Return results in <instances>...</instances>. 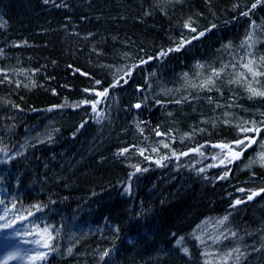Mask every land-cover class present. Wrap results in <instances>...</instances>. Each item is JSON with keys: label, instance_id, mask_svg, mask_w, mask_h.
<instances>
[{"label": "trees", "instance_id": "1", "mask_svg": "<svg viewBox=\"0 0 264 264\" xmlns=\"http://www.w3.org/2000/svg\"><path fill=\"white\" fill-rule=\"evenodd\" d=\"M261 57L264 0H0V219L26 259L264 264Z\"/></svg>", "mask_w": 264, "mask_h": 264}, {"label": "snow or ice", "instance_id": "2", "mask_svg": "<svg viewBox=\"0 0 264 264\" xmlns=\"http://www.w3.org/2000/svg\"><path fill=\"white\" fill-rule=\"evenodd\" d=\"M45 2H47V0H45ZM258 2H259V0H258ZM252 7H253V8L256 7V4H253ZM244 15H247V13H244ZM186 26H187V25H186ZM212 27H215V25H213ZM210 30H211V29H209V31H210ZM192 31L195 32L196 29L193 28ZM202 35H204V33H203V32H200V33L197 34V37H195V38H199V36H202ZM252 40H253L252 35L249 34L248 39H247L246 41H244V43H245V44H248V47L251 48V47H252V43H250V42H252ZM189 42H190V41H189ZM181 46H182V45H181ZM175 50L178 51L179 49L177 48V49H175ZM169 51H171V50H169ZM166 54H167V52H162L160 55H166ZM260 60H261V63H264V57H261ZM255 64H256V61L250 59V60H248V62H247L246 64H244L243 66L247 69L248 73H250L251 76H252L253 78H255L256 76L264 75V73L258 71L255 67H253V65H255ZM126 75H129V76H130V75H131V71H129L128 73H126ZM214 75L218 76L219 73H218V72H214ZM245 78H246V77H245ZM121 79H123V77H121ZM119 82H120V81L117 80L112 86H113V87L117 86V85L119 84ZM125 82H126V81H125ZM211 82H212L211 79H209V80L206 81L205 83H209V84H210ZM97 83H99V82H97ZM249 91H250V93H251L253 96H264V92L257 91L256 89L251 88V86H249ZM96 95H97V96H105V95H107V91H104V92H97ZM82 103H84V102H82ZM96 103H99V101H97ZM136 107L139 108L140 105L137 104ZM92 108H93V111H95V110H96V104H92ZM245 130L248 131L249 129H245ZM158 134H159V133H158ZM252 142L254 143L255 141L253 140ZM239 143H244V141L241 140V141H239ZM260 146H261L262 148H264V142H262ZM165 147H167V145H165ZM218 147L225 148V147H227V146H225V145H218ZM246 147H247V145H246ZM241 151H243V149H241ZM121 154H122V153H121ZM141 155H143V152H142V151H141ZM236 155L238 156L239 153H236ZM260 159H261V161H264V154H261V158H260ZM221 162H223V161H221ZM229 162H230V161H229ZM136 171H140V169L137 167V168H136ZM225 175H227V173H225ZM222 178H223V177H222ZM258 194H259V193L253 192V193H251L247 198H248L249 200H251V199L253 198V196L258 195ZM0 203H2V202H0ZM240 203H241L240 200H237V201H236V204H240ZM37 210H38V208H37ZM29 215H31V212H29ZM3 218H4V219H7V215H5V217H3ZM227 219H228L227 217H224V220H227ZM221 223H223V221H221ZM5 227H11V222H9L8 224H6ZM45 232H47V229H45ZM233 235H235V234L233 233ZM44 246H45V247H48L47 244H45ZM184 251L187 252V249H184ZM236 251L239 252V249H236ZM69 252H71V249H69ZM107 255H108V252L105 251V252L102 254V256H101V259H103V257H104V256H107ZM230 255H231V254L229 253V256H230ZM41 258H42V257H41Z\"/></svg>", "mask_w": 264, "mask_h": 264}, {"label": "rangeland", "instance_id": "3", "mask_svg": "<svg viewBox=\"0 0 264 264\" xmlns=\"http://www.w3.org/2000/svg\"><path fill=\"white\" fill-rule=\"evenodd\" d=\"M0 219V264H31L26 259L25 250L17 230L5 227ZM40 248L32 247L31 249Z\"/></svg>", "mask_w": 264, "mask_h": 264}]
</instances>
